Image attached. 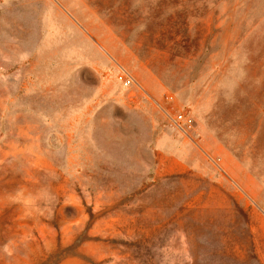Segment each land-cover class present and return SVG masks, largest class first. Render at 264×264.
<instances>
[{
  "label": "rangeland",
  "instance_id": "rangeland-1",
  "mask_svg": "<svg viewBox=\"0 0 264 264\" xmlns=\"http://www.w3.org/2000/svg\"><path fill=\"white\" fill-rule=\"evenodd\" d=\"M0 264H264V0H0Z\"/></svg>",
  "mask_w": 264,
  "mask_h": 264
},
{
  "label": "built area",
  "instance_id": "built-area-1",
  "mask_svg": "<svg viewBox=\"0 0 264 264\" xmlns=\"http://www.w3.org/2000/svg\"><path fill=\"white\" fill-rule=\"evenodd\" d=\"M119 78L125 82L126 84L130 83L129 79H125L122 77V75L119 76ZM174 124L176 127L182 130H186L188 128L192 127V118L189 117L188 115H185L183 113H178L173 117Z\"/></svg>",
  "mask_w": 264,
  "mask_h": 264
}]
</instances>
